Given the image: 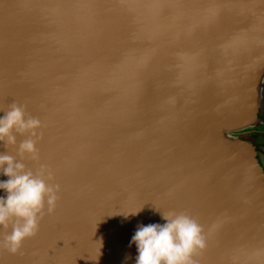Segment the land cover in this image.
Listing matches in <instances>:
<instances>
[{"label":"water","instance_id":"95a60500","mask_svg":"<svg viewBox=\"0 0 264 264\" xmlns=\"http://www.w3.org/2000/svg\"><path fill=\"white\" fill-rule=\"evenodd\" d=\"M263 81L264 0H0V115L40 121L22 162L59 185L0 264H134L136 226L180 212L194 264H264V167L239 137Z\"/></svg>","mask_w":264,"mask_h":264},{"label":"clouds","instance_id":"9594fccd","mask_svg":"<svg viewBox=\"0 0 264 264\" xmlns=\"http://www.w3.org/2000/svg\"><path fill=\"white\" fill-rule=\"evenodd\" d=\"M0 115V144L15 145L20 159L0 152V230L11 229L0 237V250L16 254L25 239L36 235L45 211L51 213L56 205L59 185L52 183V174L41 165L36 172L26 168L25 156L38 160L36 144L40 140V121L26 114L23 105L12 103ZM18 145L17 135H25ZM139 211L123 214L136 215ZM165 223L138 224L129 240L135 245L134 264H194L197 251L205 248L202 228L190 215L161 213ZM128 257H125L127 260Z\"/></svg>","mask_w":264,"mask_h":264},{"label":"rangeland","instance_id":"374dc122","mask_svg":"<svg viewBox=\"0 0 264 264\" xmlns=\"http://www.w3.org/2000/svg\"><path fill=\"white\" fill-rule=\"evenodd\" d=\"M264 84V81L262 83V85ZM263 88V86H262ZM258 103H259V111L261 107V99H260V95H259V99H258ZM264 109V107H263ZM258 117H259V112H258ZM260 128L263 129V131H261V133H256L258 131H260ZM252 129L251 131H255V132H248V133H244V135H239V137H243V139L247 140H252L253 142L256 141V143L259 146V153L257 155L258 159L260 160L261 164L264 167V123L262 122V119H258V121H256V123L250 128Z\"/></svg>","mask_w":264,"mask_h":264},{"label":"flooded vegetation","instance_id":"af4514ba","mask_svg":"<svg viewBox=\"0 0 264 264\" xmlns=\"http://www.w3.org/2000/svg\"><path fill=\"white\" fill-rule=\"evenodd\" d=\"M262 86H263V88H262ZM262 86H261L260 91H259V95H260V99H261V107H262V109L260 108V111H259V119H262V122L264 123V109H263V107H264V84ZM261 131H263V129L260 128V131H258L256 133H261ZM252 132H255V131H252ZM247 141L250 142V144L254 148V151L258 155V153H259V149L258 148H259L260 145H258L256 143V141L253 142L252 140H249V139H247Z\"/></svg>","mask_w":264,"mask_h":264}]
</instances>
